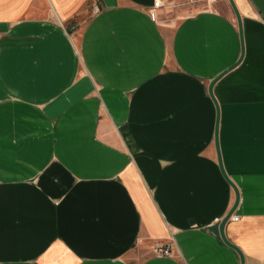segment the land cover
<instances>
[{"label":"crops","instance_id":"1","mask_svg":"<svg viewBox=\"0 0 264 264\" xmlns=\"http://www.w3.org/2000/svg\"><path fill=\"white\" fill-rule=\"evenodd\" d=\"M232 2L228 71L229 0H0V264H241L216 108L224 236L264 264V0Z\"/></svg>","mask_w":264,"mask_h":264},{"label":"water","instance_id":"2","mask_svg":"<svg viewBox=\"0 0 264 264\" xmlns=\"http://www.w3.org/2000/svg\"><path fill=\"white\" fill-rule=\"evenodd\" d=\"M233 10H234V13L236 15V18H237V22H238V29H239V33H240V39H241V54H240V57L237 61V63L235 65H233L229 70H231L234 66H236L242 59L243 57V44H242V32H241V22H240V17L238 15V12L236 11L235 7H234V4L232 2V0H229ZM214 82H212L208 88V93L210 96H212V86H213ZM218 117H219V111H218V108H216V125H215V133H214V136H215V147H216V153H217V161H218V165H219V168H220V171L224 177V179L226 180V182L232 187L233 191H234V194H235V202H234V205L233 207L231 208V210L227 213V215L217 224L209 227V231H211L216 237L220 238L223 243H225L226 245L234 248L236 250V252L238 253L239 257H240V262L241 264H243V258H242V255L240 253V251L233 247L225 238L224 236V226L225 224L228 222L230 216L233 214L234 210H235V207L238 203V193H237V190L236 188L234 187V185L229 181V179L227 178L226 174L224 173L223 171V168H222V163H221V159H220V155H219V152H218V144H217V126H218Z\"/></svg>","mask_w":264,"mask_h":264},{"label":"rangeland","instance_id":"3","mask_svg":"<svg viewBox=\"0 0 264 264\" xmlns=\"http://www.w3.org/2000/svg\"><path fill=\"white\" fill-rule=\"evenodd\" d=\"M196 1V0H192ZM192 1L190 0H167L166 8L158 12V17H163L165 21L171 24L178 21L180 18L184 17L188 13L192 12L190 5H192ZM93 4V0H91ZM179 10V11H176ZM91 14V9L90 13ZM157 17V18H158ZM83 21L86 20L82 19Z\"/></svg>","mask_w":264,"mask_h":264},{"label":"built area","instance_id":"4","mask_svg":"<svg viewBox=\"0 0 264 264\" xmlns=\"http://www.w3.org/2000/svg\"><path fill=\"white\" fill-rule=\"evenodd\" d=\"M97 4V0H95ZM167 0H153L152 6L148 8V16L152 20H156L158 12L166 8ZM97 6V5H96ZM97 11V7L94 9ZM231 220L237 221L238 217H231ZM154 253L157 257H170L171 245L169 243L155 242L152 246Z\"/></svg>","mask_w":264,"mask_h":264}]
</instances>
